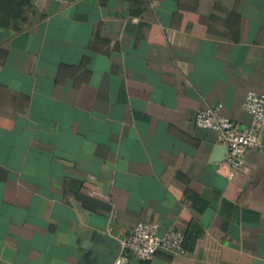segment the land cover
<instances>
[{
	"label": "crops",
	"instance_id": "crops-1",
	"mask_svg": "<svg viewBox=\"0 0 264 264\" xmlns=\"http://www.w3.org/2000/svg\"><path fill=\"white\" fill-rule=\"evenodd\" d=\"M249 90L264 0H0V264H95L139 220L186 252L128 264H264V132L230 177L194 124L246 126Z\"/></svg>",
	"mask_w": 264,
	"mask_h": 264
},
{
	"label": "built area",
	"instance_id": "built-area-1",
	"mask_svg": "<svg viewBox=\"0 0 264 264\" xmlns=\"http://www.w3.org/2000/svg\"><path fill=\"white\" fill-rule=\"evenodd\" d=\"M243 104L250 116L249 123L243 127L222 113V103L199 109L194 114V124L215 131L219 142L226 147L225 161L230 177L245 164L247 151L261 146L264 132V93L247 91ZM184 237L179 229H161L157 222L139 220L120 239V250L112 264H128L130 258L149 260L159 250L185 254Z\"/></svg>",
	"mask_w": 264,
	"mask_h": 264
},
{
	"label": "water",
	"instance_id": "water-1",
	"mask_svg": "<svg viewBox=\"0 0 264 264\" xmlns=\"http://www.w3.org/2000/svg\"><path fill=\"white\" fill-rule=\"evenodd\" d=\"M224 154H226V147H224ZM225 156V155H224ZM93 244L81 260V263L94 262L95 264H112L120 250V239L103 235L101 240L94 236ZM87 258L89 260L87 261Z\"/></svg>",
	"mask_w": 264,
	"mask_h": 264
}]
</instances>
